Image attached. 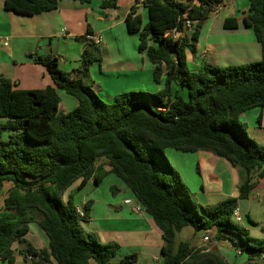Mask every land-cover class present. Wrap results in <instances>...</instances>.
<instances>
[{"label": "trees", "instance_id": "16d2710c", "mask_svg": "<svg viewBox=\"0 0 264 264\" xmlns=\"http://www.w3.org/2000/svg\"><path fill=\"white\" fill-rule=\"evenodd\" d=\"M247 1L241 21L261 47L257 62L189 68L187 54L196 52L212 7L226 0H144L147 22L142 26L132 8L125 23L128 32L138 34V49L153 66V82L161 86L157 92L132 91L117 95L112 103L102 101L85 81L89 67L99 60L94 44L84 48L76 78L63 73L50 55L34 62L46 69L53 86L20 90L0 77V192L4 183H11L0 209V261H10L12 246L22 244L20 253L34 264H112L118 243H101L86 232V214L77 211L71 198L64 204L60 200L74 183L79 181L77 190L90 180L98 186L112 174L160 230L162 264H229L214 252L176 243V235L186 227L212 233L215 241H229L246 254L248 264H259L264 239L252 237L233 218L238 200L247 199L256 186L251 173L264 178V146L238 122L241 114L258 109L261 127L264 108V0ZM116 3L103 0L100 6L114 9ZM57 6L58 0H3L4 10L20 16ZM186 21L192 24L190 33L176 40L164 37L173 29L183 31ZM223 27L236 29V19H225ZM56 90L74 98L76 108L60 113ZM166 149L209 152L239 169L244 179L237 197L196 203L166 159ZM33 222L47 237V249L36 250L24 239ZM136 260L131 254L118 264Z\"/></svg>", "mask_w": 264, "mask_h": 264}, {"label": "crops", "instance_id": "0c3cea01", "mask_svg": "<svg viewBox=\"0 0 264 264\" xmlns=\"http://www.w3.org/2000/svg\"><path fill=\"white\" fill-rule=\"evenodd\" d=\"M102 1L58 0L55 10L35 16H20L4 10L3 0H0V77L10 80L20 90L53 86L46 69L34 62L38 56L50 55L57 59V66L63 73L76 78L82 52L87 45L94 44L92 40L96 38L99 40V60L89 67L85 81L101 99L112 103L122 93H154L160 90L161 86L152 79V64L145 52L138 49V34L128 32L125 23L132 8L140 16L142 26L147 22L143 3L139 0H117L116 8L102 9ZM247 9V0H226L217 14H209L201 29L196 52L187 54V64L191 70L198 71L203 64L226 67L260 60L261 47L252 30L244 27L241 21ZM227 18L236 19V29L223 27ZM56 92L60 98V113H68L76 108L74 98L61 90ZM253 110L250 112H254L257 118L260 110ZM261 112L262 127L264 108ZM246 113L240 117L245 118ZM3 123L4 120L0 119V127ZM175 152L174 169L185 181L193 198L201 197L198 204H212L208 200L209 195L224 197L222 200L237 197L244 179V174L239 169L209 152L188 153L194 156V160L184 157L186 153ZM105 169L108 168L105 166ZM192 169L196 170L198 178H194ZM256 174L254 171L251 173L256 180L255 188L247 199L238 200L237 211L240 224L249 230L250 235L264 239V178L256 179ZM184 175L192 183L191 188ZM6 184L11 186L9 182ZM78 184L79 181L74 183L66 190V194L80 214H86V219L82 222L86 232L95 234L101 243H118L119 250L112 258V264H118L123 257L131 254L137 255L133 264H162L160 250L163 241L160 230L145 212H135L133 206L123 204L125 200L134 203L136 199L118 178L108 174L98 186L90 180L81 190L76 189ZM88 184L93 187L81 195L78 202L77 196ZM105 187L106 191H102ZM252 200L255 204L250 205ZM32 226H37L39 231L36 229L32 232ZM199 231L201 230L193 229L186 232L185 238L190 235L195 237ZM205 236L212 241L207 249L218 254L227 263L248 264L246 254L234 250L229 241L213 240L212 233L203 231L192 246L201 249ZM24 239L36 250L47 249V237L35 222L29 224V231ZM23 249L22 244H14L11 260L0 261V264H34V259L20 253ZM257 262L264 264L261 259Z\"/></svg>", "mask_w": 264, "mask_h": 264}, {"label": "rangeland", "instance_id": "374dc122", "mask_svg": "<svg viewBox=\"0 0 264 264\" xmlns=\"http://www.w3.org/2000/svg\"><path fill=\"white\" fill-rule=\"evenodd\" d=\"M144 92V91H142ZM102 101H104L105 103H107L104 99H101ZM255 111V110H253ZM245 118H242V117H238V122L244 127V129L246 130L248 136L253 139L254 141H256L259 145L261 146H264V126H262L261 128L258 127V124L256 122V115L254 114V112H250L248 111L246 114H245ZM2 138H6V134L2 133ZM174 153H177L175 152L174 150H165L164 151V155L166 157V159L168 160L169 164L172 166V167H175V161H174ZM183 155V154H182ZM186 158L188 159H195L194 156H190V154L186 153L185 156ZM192 174L194 176V178H198L197 174H196V170L193 171L192 169ZM187 182H188V185L189 187L191 188L193 185L192 183L189 181L187 175H184ZM183 181V179H182ZM185 183V181H183ZM186 184V183H185ZM89 185V186H88ZM86 185V187L82 190V192L79 193V196L78 197V202H79V199H81V195H84L88 190H90L92 187L90 186V184ZM11 188L10 185H7L6 183L4 184L3 188H2V191L0 192V209L3 205V199L4 197L6 196V194L8 193V190ZM106 191V187L103 188L102 191ZM77 192V191H76ZM100 193H103V192H100ZM66 198H70L67 196L66 192H64L61 196H60V200L61 202L64 204L66 202ZM203 198V197H202ZM224 197H214L212 195H209L208 196V200L210 203H216L220 200H222ZM194 199V198H193ZM201 200V197L198 199H194V201L197 203V202H200ZM100 203V202H98ZM250 205H253L255 204L254 201H250L249 202ZM98 206V205H97ZM38 229L37 226H32L31 227V231L33 232L34 230ZM39 231V229H38ZM190 231H193V228L191 227H186L184 229L181 230L180 233H178L176 235V243H178L179 241L181 240H187L188 242H190L189 244L192 246V245H195V243L197 242V237L201 236L203 234V231H199L197 233V235L195 237L193 236H188L187 239L185 238V233L186 232H190ZM212 244V241H208L207 243L203 242L202 241V245H201V250L202 248H205V250L207 251H210L208 250L207 248H210L209 246ZM24 247V245H22ZM203 251V250H202Z\"/></svg>", "mask_w": 264, "mask_h": 264}, {"label": "built area", "instance_id": "2783aa9c", "mask_svg": "<svg viewBox=\"0 0 264 264\" xmlns=\"http://www.w3.org/2000/svg\"><path fill=\"white\" fill-rule=\"evenodd\" d=\"M139 1L141 3H143L144 0H139ZM163 1H169V2L180 1V2H183V1H187V0H163ZM222 7H223L222 5H217V6L212 7V10H211L210 14H217L220 11V9H222ZM191 31H192V24L189 21H186L185 24L183 25V31L178 32V31H176V30L173 29V30L167 32L164 35V37H168V38H171L173 40H176V39L184 36L186 33H190ZM92 42L95 45H98L99 44V40L96 39V38H93ZM6 44H7V41H5L4 45H6ZM123 204L124 205L133 206V209H134L135 212H144L142 206L138 203L137 200H135L134 203H132L131 200H125V201H123ZM233 218H234V220L237 223H240L241 219H240V216L238 214L237 209L234 210V212H233ZM208 241H209V237L208 236L203 237V242L207 243ZM203 251L207 252V250H203ZM260 259L261 260H264V256H262Z\"/></svg>", "mask_w": 264, "mask_h": 264}]
</instances>
